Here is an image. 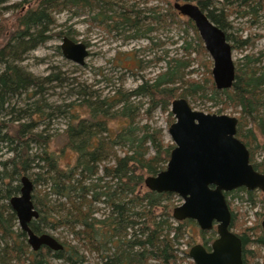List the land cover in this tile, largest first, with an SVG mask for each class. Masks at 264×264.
Masks as SVG:
<instances>
[{
  "label": "trees",
  "instance_id": "1",
  "mask_svg": "<svg viewBox=\"0 0 264 264\" xmlns=\"http://www.w3.org/2000/svg\"><path fill=\"white\" fill-rule=\"evenodd\" d=\"M98 1L38 0L35 5L28 4L18 15L17 30L5 35L6 40L0 47V264H54L56 261L88 264L78 245L84 251L98 253L105 260L104 264H182L185 258L180 256L178 245L192 221L175 225L171 221L172 206L167 203L176 194L158 193L145 186L147 176L157 175L166 168L174 148L173 143L165 142L163 130L149 121L159 108L169 113V124L173 123L171 105L176 98L199 96L221 103L224 108L233 107L239 118L237 135L249 148L255 169L264 173V157H257L259 151L264 153V68L252 66L261 58L247 56L249 61L236 68L233 86L217 89L211 76L212 62L202 60L208 52L194 22L180 14L169 0L166 6L148 7L147 15L141 14L139 9L126 8L115 18L109 16L112 22L108 23V30L117 35L129 32L126 39L147 38L155 43L151 35L154 24L182 27L185 23L192 29L193 36L183 37L182 49L190 57L196 54L192 58L206 66V77L191 79L188 75L193 70L186 72L190 61L174 57L155 78L131 90L119 88L113 94L103 95L83 87L78 94L83 99L80 105L88 111L87 117L72 114V121L65 128L67 141L61 153L49 150L52 134L47 128L39 130L38 127L47 118L65 110L57 106L54 111L47 112L48 103L40 98L27 103L26 107L19 106L18 102L23 94H28V99L35 98L44 90L45 83L60 81L61 77L59 73L36 77L17 61L50 37L47 33L56 23L53 12L93 8ZM186 1L198 4L226 32L229 40L232 37L236 41L233 49L251 44L252 38L242 40L227 32L229 12L218 9L213 0ZM239 1L246 6L254 2ZM255 1L260 6L264 3V0ZM251 8L252 13L259 10L253 5ZM147 20L150 26L146 29ZM184 32L188 33V29L184 28ZM143 98L148 99L145 109ZM73 105L65 106L71 109ZM141 111L147 117L145 123H141ZM114 119L123 123L115 131L109 123ZM33 145H37V152H33ZM4 146L11 153L5 159ZM66 149L76 155L75 163L67 168L61 165ZM25 175L31 176L36 186L33 199L40 213L39 218L31 222V228L37 234H52L59 229L68 231L72 235L70 240L55 236L63 243V250L54 251L43 246L34 251L27 242L26 232L18 227L9 201L20 192L21 179ZM40 185L46 186L45 189H39ZM241 191L247 194L253 206L262 203L264 207L258 191L245 187L225 193L230 207L229 196ZM100 204L108 208L102 217L97 214L102 210ZM235 217L233 212L232 230ZM202 234L206 244L216 237L214 230ZM237 235L243 242L244 264H253L256 258L263 256L261 224L245 228Z\"/></svg>",
  "mask_w": 264,
  "mask_h": 264
},
{
  "label": "rangeland",
  "instance_id": "2",
  "mask_svg": "<svg viewBox=\"0 0 264 264\" xmlns=\"http://www.w3.org/2000/svg\"><path fill=\"white\" fill-rule=\"evenodd\" d=\"M169 1L174 4L177 0ZM179 1L184 2L186 0ZM213 1L218 9L224 8L225 11L229 12L228 22L230 27L227 32L231 36L242 40L252 38L249 46L242 45L243 47L240 46L239 49L233 50L236 68L238 65H243L249 61L247 56L261 58L260 61L254 62L252 66L264 68V3L260 6L255 0H251L254 2L250 6H246L241 4L239 0ZM37 2L38 0L0 1V47L6 40L5 35L17 30V19L18 15L21 14L22 7L25 8L28 4L35 5ZM166 2V0H100L95 2L93 8L53 12L56 23L50 26L47 33L50 37L45 43L36 49L28 51L20 61H17V64L26 72L36 77L45 78L54 73H59L61 77L60 81L45 83L44 90L35 98L28 99V94H23L20 102H18L19 106L26 107L27 103H32L40 98L48 103L47 112L54 111L57 106H61L65 110L64 113L47 118L45 123L38 127L39 130L47 128L48 133L52 134V141L49 146L50 151L61 153L67 141L65 128L72 121V114L78 115L80 118L87 117L88 111L84 106L80 105L83 99H80L81 97L78 94L83 87L103 95L113 94L119 88L131 90L139 86L143 81L155 78L158 73L166 69L169 59L174 57L190 61L191 66L186 69V72L189 70L192 72L193 70V73L188 75L191 79L203 80L206 77L208 74L206 66L201 64L199 59H193L196 54L193 53L190 57L182 49L183 37L188 34V39H190L193 36L192 29L185 23L182 24V27L154 24L155 30L151 35L155 38L156 45L147 38L126 39L125 35L129 32L117 35L116 32L108 30V23L112 22L109 16H114L115 18L119 12L124 11L126 8L129 10L139 9L141 14L147 15L149 14L148 7L157 5L163 7L166 6ZM252 5L256 6L257 9L259 8L258 12L252 13ZM146 24L144 28L146 27L147 29V26H150L148 20ZM184 28L188 29V33L184 32ZM65 36L87 45L90 54L83 66L64 57L61 44ZM229 41L232 45L236 43L232 37ZM207 55L206 58L203 56L202 60H210L212 62V65H210L212 70L213 61L210 55ZM187 100L194 109L206 113L238 115L233 107L224 108L221 103H216L208 98L197 96L194 98L189 97ZM136 101L139 102V99ZM141 101L146 104L144 106L145 109L148 105V99L143 98ZM71 103H74V105L71 109H68L65 105ZM140 119L141 123L147 122V117L143 111H141ZM149 122L152 126L163 130L166 143H173L169 134V127L172 123L169 124L170 117L168 112H164L159 108L156 109ZM48 123L50 124L47 125ZM109 123L114 131L123 124L118 119L111 120ZM32 149L33 152L39 150L37 145H33ZM7 150V146H4L2 151L4 153L3 159L11 155ZM120 153L122 154V151ZM257 157L259 159L263 158L264 153L259 151ZM75 160V153L66 149L61 157V165L67 168L69 165H73ZM30 178L32 179L31 176ZM108 179L110 180V178ZM45 187L44 185L38 186L39 189L43 190ZM35 188L36 186L33 194L35 193ZM257 195H259L261 200L263 199V193L258 191ZM229 199L232 201L231 210L236 214L235 226L233 227L235 233L239 234L245 228H252L257 224H261L264 219L262 203L253 206L248 200L247 194L243 191L231 194ZM167 204L170 207L172 206L173 214V209L182 204V199L176 195ZM99 208H102V210L97 214L102 217L105 211H108V208L104 204H100ZM171 221L173 220L171 219ZM18 227L20 228L19 224ZM52 234L62 239H64L63 237H67L69 240L72 238L68 231H63L62 229L53 231ZM181 242L178 248L184 251L190 250V244L193 246L197 243H202V233L196 223H190L187 226L185 238ZM72 243L77 244L76 241ZM78 246L84 252L88 264H99L101 257L98 253H89L84 251L82 246ZM184 251H181L180 255L184 256ZM262 254L263 258L261 256L256 258L259 261H255V264H264V249H262ZM54 264L68 263L56 261ZM182 264H191V261L186 258L182 261Z\"/></svg>",
  "mask_w": 264,
  "mask_h": 264
},
{
  "label": "water",
  "instance_id": "3",
  "mask_svg": "<svg viewBox=\"0 0 264 264\" xmlns=\"http://www.w3.org/2000/svg\"><path fill=\"white\" fill-rule=\"evenodd\" d=\"M173 5L194 22L213 61L216 88L230 89L236 79V65L226 32L198 4L177 0ZM61 49L65 58L82 66L90 54L85 43L67 36ZM171 111L175 121L169 134L174 148L166 168L147 176L145 186L158 193H174L182 199V204L173 209L176 220H195L205 231L216 226L217 238L210 251L200 243L191 247L189 257L195 264H244L243 242L232 230L233 212L225 193L241 187L257 190L263 193L264 203V173L255 169L249 148L237 135L239 118L196 110L183 97L173 100ZM34 187L32 179L23 176L20 193L9 201L18 224L34 251L43 246L63 250V243L55 236L37 234L30 226L40 216L33 199ZM261 227L264 232V219Z\"/></svg>",
  "mask_w": 264,
  "mask_h": 264
},
{
  "label": "flooded vegetation",
  "instance_id": "4",
  "mask_svg": "<svg viewBox=\"0 0 264 264\" xmlns=\"http://www.w3.org/2000/svg\"><path fill=\"white\" fill-rule=\"evenodd\" d=\"M1 1V0H0ZM173 221H174V223H175V225H178V222H182V221H178V220H176L174 217H173V214H172V218H171ZM187 220H191L192 221V223H196L197 225H198V223L195 221V220H192V219H187ZM187 220H184V221H187ZM199 226V225H198ZM199 228H200V226H199ZM215 231L216 232V237H215V239L217 238V230H216V226H214V228L212 229V230H202L201 228H200V231H201V233H208V232H210V231ZM214 239V240H215ZM213 240V241H214ZM213 241L209 244H206L205 243V241H204V236H203V234H202V243H200V244H203L206 248H207V250H211V245H212V243H213ZM198 244V243H197ZM181 245V244H180ZM190 246L192 247V244H190ZM179 249H181V248H179ZM191 249V248H190ZM181 251H184V250H180V253L179 254H181L182 252ZM190 251V250H189ZM189 251H184V256H182V255H180L181 257H183V258H188L190 261H191V263L192 264H195L193 261H192V259L189 257ZM261 258H263V256L261 257ZM101 259V261L99 262V264H104V262H105V260H103L102 258H100ZM256 262L257 261H259V260H255ZM254 261V263L253 264H255L256 262Z\"/></svg>",
  "mask_w": 264,
  "mask_h": 264
},
{
  "label": "bare ground",
  "instance_id": "5",
  "mask_svg": "<svg viewBox=\"0 0 264 264\" xmlns=\"http://www.w3.org/2000/svg\"><path fill=\"white\" fill-rule=\"evenodd\" d=\"M55 234V233H54Z\"/></svg>",
  "mask_w": 264,
  "mask_h": 264
}]
</instances>
